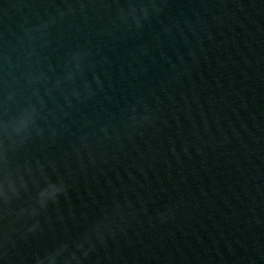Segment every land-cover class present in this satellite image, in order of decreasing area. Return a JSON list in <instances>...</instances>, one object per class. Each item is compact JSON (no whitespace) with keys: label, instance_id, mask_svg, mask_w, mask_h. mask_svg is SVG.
<instances>
[{"label":"water","instance_id":"water-1","mask_svg":"<svg viewBox=\"0 0 264 264\" xmlns=\"http://www.w3.org/2000/svg\"><path fill=\"white\" fill-rule=\"evenodd\" d=\"M49 177L21 264L116 205L83 264H264V0H0V207Z\"/></svg>","mask_w":264,"mask_h":264},{"label":"clouds","instance_id":"clouds-1","mask_svg":"<svg viewBox=\"0 0 264 264\" xmlns=\"http://www.w3.org/2000/svg\"><path fill=\"white\" fill-rule=\"evenodd\" d=\"M38 127V123H37ZM43 170V165H40ZM29 176H33V169L29 161L21 171L19 180L26 191L29 188ZM33 186H38L40 181L33 177ZM67 186L62 178L53 181L50 177L44 181L43 187H38L31 201L15 210L7 209L10 203L5 197V207H0V260L6 264H21L13 258L11 253L16 250L19 255L20 242L30 243V234H34L39 227V221L31 224H22L26 217H36L41 210H47L49 204L57 203L61 194L66 193ZM125 220L123 210L116 205L110 212L106 211L101 217L94 220L86 230L74 241L58 243L43 252H35L30 264H83L84 258H89L93 250L97 249V241L105 244L109 235H114L118 221ZM82 253V255L80 254Z\"/></svg>","mask_w":264,"mask_h":264}]
</instances>
